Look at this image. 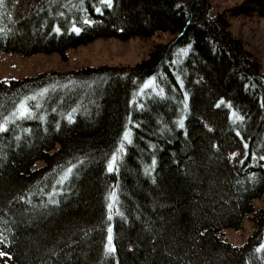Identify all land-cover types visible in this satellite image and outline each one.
<instances>
[{"label":"trees","instance_id":"16d2710c","mask_svg":"<svg viewBox=\"0 0 264 264\" xmlns=\"http://www.w3.org/2000/svg\"><path fill=\"white\" fill-rule=\"evenodd\" d=\"M213 8L0 0L1 53L173 38L135 66L0 81V264H264V72L230 25L264 0Z\"/></svg>","mask_w":264,"mask_h":264},{"label":"rangeland","instance_id":"374dc122","mask_svg":"<svg viewBox=\"0 0 264 264\" xmlns=\"http://www.w3.org/2000/svg\"><path fill=\"white\" fill-rule=\"evenodd\" d=\"M211 2L214 6L211 15H216L235 7L240 0H211ZM230 25L232 34L241 39L247 49L258 58L264 72V18L232 17ZM172 39L168 34L147 40L133 38L127 42L115 38L100 39L89 45L70 49L67 59L58 53L23 56L18 53L0 52V81L9 82L12 79L35 77L50 71L70 72L74 69L102 65L135 66L149 57L156 44H165ZM183 54L185 52L181 51L180 56ZM148 87H155L154 82L148 81L143 90ZM116 161L117 159L112 160V165ZM255 206L264 208V196L256 200ZM252 230L253 224L246 219L241 229H228L222 238L234 246H241L247 242Z\"/></svg>","mask_w":264,"mask_h":264},{"label":"snow or ice","instance_id":"6c2138e0","mask_svg":"<svg viewBox=\"0 0 264 264\" xmlns=\"http://www.w3.org/2000/svg\"><path fill=\"white\" fill-rule=\"evenodd\" d=\"M20 111H21V114L23 115L24 113H27L28 109L26 108L25 105L22 104V105H20ZM0 130H2V127H0ZM115 159H116V157L113 156V161ZM111 169H112V163L109 164V170H111ZM109 242L111 243V236H109ZM111 250L114 251L115 249L112 248Z\"/></svg>","mask_w":264,"mask_h":264}]
</instances>
